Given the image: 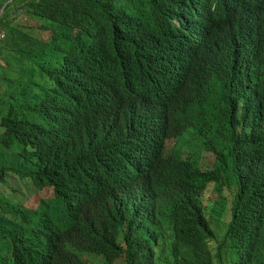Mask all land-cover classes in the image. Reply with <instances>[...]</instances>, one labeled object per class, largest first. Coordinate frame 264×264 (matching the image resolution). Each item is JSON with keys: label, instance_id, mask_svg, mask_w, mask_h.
I'll list each match as a JSON object with an SVG mask.
<instances>
[{"label": "trees", "instance_id": "1", "mask_svg": "<svg viewBox=\"0 0 264 264\" xmlns=\"http://www.w3.org/2000/svg\"><path fill=\"white\" fill-rule=\"evenodd\" d=\"M0 31V264H264V0H13Z\"/></svg>", "mask_w": 264, "mask_h": 264}, {"label": "rangeland", "instance_id": "2", "mask_svg": "<svg viewBox=\"0 0 264 264\" xmlns=\"http://www.w3.org/2000/svg\"><path fill=\"white\" fill-rule=\"evenodd\" d=\"M13 0H0V5L1 3H3V7L2 10L0 12V16L2 15L5 7L7 5H10L12 3ZM18 3V2H17ZM15 2L14 5L17 4ZM12 5V6H14ZM21 5V3H20ZM14 19V22H11V20ZM17 23H21V24H30V25H36L38 24L36 21L32 20L31 18L29 19L26 15H24V13L22 11L16 12L14 14H11V18H10V24L15 25ZM0 35H3V32L0 31ZM3 37V36H2ZM42 39H47L48 38V34L45 33L41 36ZM191 133L192 131H187L184 132L182 136H179L178 139H174L172 141H170L168 144L169 146H173L174 144H177L178 148L181 149L183 156H191V154L188 152L187 146H191L194 142L196 143L197 139H195V137H191ZM200 165L201 168H209L213 165V158L211 156V154H208V152H203L201 154V161H200ZM227 180H231L232 176H226ZM19 182L15 180V178L10 177L7 185L1 186L0 187V196H6V194L10 193V189L11 188H16L18 186ZM232 185L234 186V184L232 183ZM213 186L209 185L207 186V189L205 191V193L203 194V203L205 205V210H206V214L207 217L209 218L210 222H211V228H213L215 230V232H217V239H212L209 240V246L211 247L212 251H215V248H217V245L219 242H221L223 240V234L225 232V229L227 228V225L231 219V201L233 200V197L235 195V191L236 189L234 188H225L223 191V194L227 197L228 199V206H227V211L226 214L223 216V218H221L220 221H214L211 219L210 217V208L213 204V201L215 200V198H217V196L220 195V190H212ZM49 195V192L47 193H42V194H37L34 197H31V200L29 202V207L31 208H35L36 206H38L39 201L41 198L43 197H47ZM40 196V197H38ZM223 254L226 255V251L225 249L223 250Z\"/></svg>", "mask_w": 264, "mask_h": 264}, {"label": "clouds", "instance_id": "3", "mask_svg": "<svg viewBox=\"0 0 264 264\" xmlns=\"http://www.w3.org/2000/svg\"><path fill=\"white\" fill-rule=\"evenodd\" d=\"M0 38H2V35H0Z\"/></svg>", "mask_w": 264, "mask_h": 264}]
</instances>
